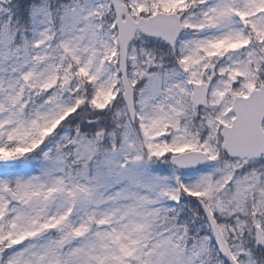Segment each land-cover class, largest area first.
<instances>
[{
	"label": "snow or ice",
	"instance_id": "snow-or-ice-1",
	"mask_svg": "<svg viewBox=\"0 0 264 264\" xmlns=\"http://www.w3.org/2000/svg\"><path fill=\"white\" fill-rule=\"evenodd\" d=\"M0 264H264V0H0Z\"/></svg>",
	"mask_w": 264,
	"mask_h": 264
}]
</instances>
